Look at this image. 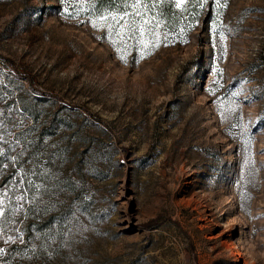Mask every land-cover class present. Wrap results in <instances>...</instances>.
Instances as JSON below:
<instances>
[{
	"label": "rangeland",
	"instance_id": "1",
	"mask_svg": "<svg viewBox=\"0 0 264 264\" xmlns=\"http://www.w3.org/2000/svg\"><path fill=\"white\" fill-rule=\"evenodd\" d=\"M104 5L0 0V264H264V0Z\"/></svg>",
	"mask_w": 264,
	"mask_h": 264
},
{
	"label": "trees",
	"instance_id": "2",
	"mask_svg": "<svg viewBox=\"0 0 264 264\" xmlns=\"http://www.w3.org/2000/svg\"><path fill=\"white\" fill-rule=\"evenodd\" d=\"M105 1L106 0H97V9H99V8H107V9H112V7L113 6H111V5H108V6H105L104 5V3H105ZM112 1H114V0H112ZM162 15H161V18H162V20L165 22V23H168V21H169V16H168V14H166V12H165V10L162 8ZM261 57L263 58V61H264V43H263V45H262V48H261Z\"/></svg>",
	"mask_w": 264,
	"mask_h": 264
},
{
	"label": "snow or ice",
	"instance_id": "3",
	"mask_svg": "<svg viewBox=\"0 0 264 264\" xmlns=\"http://www.w3.org/2000/svg\"><path fill=\"white\" fill-rule=\"evenodd\" d=\"M180 3H183V0H180ZM93 26H96V25L94 24ZM109 27H111V25H109ZM140 31H141V33H143L144 32V28L141 27ZM2 116H3V112H0V117H2ZM0 154H2V153H0ZM35 187H36V189L38 191L40 186L36 185ZM21 199H23V197H21ZM0 206H2V201H0ZM4 214L5 213L3 212L2 207H0V216H3ZM9 240H11V237H9Z\"/></svg>",
	"mask_w": 264,
	"mask_h": 264
}]
</instances>
